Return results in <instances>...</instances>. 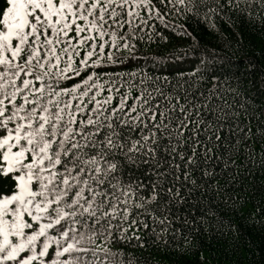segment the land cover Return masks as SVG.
Segmentation results:
<instances>
[{
    "label": "snow or ice",
    "instance_id": "6c2138e0",
    "mask_svg": "<svg viewBox=\"0 0 264 264\" xmlns=\"http://www.w3.org/2000/svg\"><path fill=\"white\" fill-rule=\"evenodd\" d=\"M259 177L264 0H0V264L196 255Z\"/></svg>",
    "mask_w": 264,
    "mask_h": 264
},
{
    "label": "trees",
    "instance_id": "16d2710c",
    "mask_svg": "<svg viewBox=\"0 0 264 264\" xmlns=\"http://www.w3.org/2000/svg\"><path fill=\"white\" fill-rule=\"evenodd\" d=\"M210 39L218 38L208 35L202 37V40L205 41ZM245 43L247 44L248 41L246 40ZM256 43L259 42L256 41ZM257 55H259L258 47ZM237 162L239 163V161ZM261 180H264V177L258 178L255 189H250L243 194L244 202L238 207V214L234 216V223L238 224L240 228V233L236 235L235 239L232 235H228L225 238L229 241L228 243L222 239L206 241L200 253L196 255L180 257L174 252L162 254L166 264H187V262L196 264L201 254L208 264H264V217L254 215L256 212L254 205L257 202H260L261 208H264V190L259 188ZM244 184L249 185L250 181H244ZM250 216L254 217L255 223L253 219H249Z\"/></svg>",
    "mask_w": 264,
    "mask_h": 264
}]
</instances>
